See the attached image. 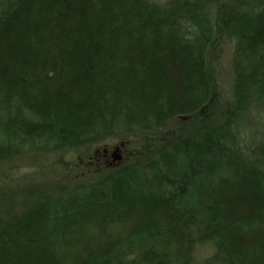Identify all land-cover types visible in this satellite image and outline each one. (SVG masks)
Segmentation results:
<instances>
[{
  "label": "trees",
  "instance_id": "trees-1",
  "mask_svg": "<svg viewBox=\"0 0 264 264\" xmlns=\"http://www.w3.org/2000/svg\"><path fill=\"white\" fill-rule=\"evenodd\" d=\"M263 114L264 0H0V161L194 120L1 220L0 264H264Z\"/></svg>",
  "mask_w": 264,
  "mask_h": 264
},
{
  "label": "rangeland",
  "instance_id": "rangeland-1",
  "mask_svg": "<svg viewBox=\"0 0 264 264\" xmlns=\"http://www.w3.org/2000/svg\"><path fill=\"white\" fill-rule=\"evenodd\" d=\"M231 52L230 41L220 36L210 54L214 82L223 92L228 88ZM260 120L264 122V114ZM193 121L192 117H177L160 132H136L119 141L105 140L78 149L24 153L0 161V221L22 213L43 196L56 199L77 185L93 183L108 170L142 157L148 148L170 144ZM116 147L119 150H115ZM104 152L108 155L106 159ZM113 154L119 155L120 160L113 161ZM213 250L210 242L195 244L193 255L201 262Z\"/></svg>",
  "mask_w": 264,
  "mask_h": 264
},
{
  "label": "water",
  "instance_id": "water-1",
  "mask_svg": "<svg viewBox=\"0 0 264 264\" xmlns=\"http://www.w3.org/2000/svg\"><path fill=\"white\" fill-rule=\"evenodd\" d=\"M115 150H119V147H116ZM120 160V156L119 155H114L113 154V161H119Z\"/></svg>",
  "mask_w": 264,
  "mask_h": 264
},
{
  "label": "flooded vegetation",
  "instance_id": "flooded-vegetation-1",
  "mask_svg": "<svg viewBox=\"0 0 264 264\" xmlns=\"http://www.w3.org/2000/svg\"><path fill=\"white\" fill-rule=\"evenodd\" d=\"M105 153V155H104V158L106 159L107 157H108V155H107V153L106 152H104Z\"/></svg>",
  "mask_w": 264,
  "mask_h": 264
}]
</instances>
